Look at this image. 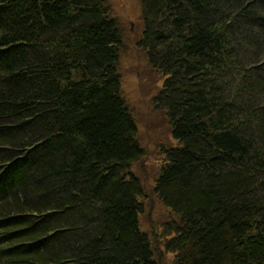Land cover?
I'll return each mask as SVG.
<instances>
[{
  "label": "trees",
  "instance_id": "obj_1",
  "mask_svg": "<svg viewBox=\"0 0 264 264\" xmlns=\"http://www.w3.org/2000/svg\"><path fill=\"white\" fill-rule=\"evenodd\" d=\"M183 145L154 194L174 264H264V0H140ZM105 0H0V264H159ZM6 219V220H5Z\"/></svg>",
  "mask_w": 264,
  "mask_h": 264
},
{
  "label": "rangeland",
  "instance_id": "obj_2",
  "mask_svg": "<svg viewBox=\"0 0 264 264\" xmlns=\"http://www.w3.org/2000/svg\"><path fill=\"white\" fill-rule=\"evenodd\" d=\"M105 1L121 32L120 93L135 121L136 141L142 149V156L131 171L142 187L138 224L152 242L162 243L165 241L162 225L169 220V214L161 207L154 188L164 165L163 152L175 145L168 120L157 106L165 77L149 65L145 50L140 46L143 31L140 0ZM162 250L159 264H173V255Z\"/></svg>",
  "mask_w": 264,
  "mask_h": 264
},
{
  "label": "bare ground",
  "instance_id": "obj_3",
  "mask_svg": "<svg viewBox=\"0 0 264 264\" xmlns=\"http://www.w3.org/2000/svg\"><path fill=\"white\" fill-rule=\"evenodd\" d=\"M134 120V119H133ZM134 124H135V121H134ZM135 127H136V125H135ZM182 144L180 143V141L178 140V139H176L175 140V145H174V148H171V149H180V148H182ZM140 147V146H139ZM157 199L159 200V203H160V205H161V207L162 208H164L167 212H168V214H169V220L166 222V223H168V222H170L171 220H172V218H173V214H175L174 212H173V210L170 208V207H168L165 203H164V201H162L161 200V198L160 197H157ZM140 200V199H139ZM138 200V202L140 203V201ZM141 211V210H140ZM6 220V219H5ZM166 223H164L162 226H163V228H164V225L166 224ZM164 230H165V228H164ZM164 232V231H163ZM146 237H147V235H146ZM147 239H148V241L151 243V246H152V249L154 250V254H153V259H155L157 262H158V260L161 258V256H162V253H160V252H163V250L162 249H164L163 248V242L161 243V241L159 242V241H154L153 240V242L149 239V237H147ZM161 243V244H160ZM159 245H161V246H159ZM156 248H158V249H156ZM164 251H165V249H164ZM166 252V251H165ZM167 253V252H166ZM167 254H169V255H172L171 253H167ZM174 258V257H173ZM159 263V262H158ZM173 264H174V259H173Z\"/></svg>",
  "mask_w": 264,
  "mask_h": 264
}]
</instances>
